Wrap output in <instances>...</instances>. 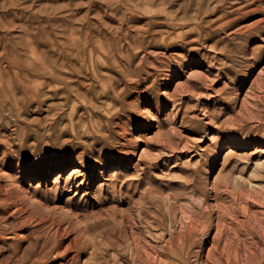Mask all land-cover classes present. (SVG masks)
<instances>
[{
  "label": "rangeland",
  "instance_id": "1",
  "mask_svg": "<svg viewBox=\"0 0 264 264\" xmlns=\"http://www.w3.org/2000/svg\"><path fill=\"white\" fill-rule=\"evenodd\" d=\"M150 262L264 264V0H0V264Z\"/></svg>",
  "mask_w": 264,
  "mask_h": 264
},
{
  "label": "bare ground",
  "instance_id": "2",
  "mask_svg": "<svg viewBox=\"0 0 264 264\" xmlns=\"http://www.w3.org/2000/svg\"><path fill=\"white\" fill-rule=\"evenodd\" d=\"M193 73H195V72H193ZM192 76H194V75H192ZM189 77V76H188ZM195 77V76H194ZM144 154H145V152L144 151H142ZM147 153V152H146ZM147 155V154H146ZM261 164V163H260ZM262 165V164H261ZM72 170H74V171H72V173H71V176L70 177H74V178H76V175H78V173H79V169H72ZM221 172V171H220ZM220 175V174H219ZM218 175V176H219ZM217 176V177H218ZM38 187H36V188H34V190L36 191V189H37ZM38 190V189H37ZM180 220V219H179ZM216 224H217V222H216ZM218 225V224H217ZM218 226H221V225H218ZM217 227V226H216ZM188 228V227H187ZM219 229V228H218ZM179 231V230H178ZM188 231V230H187ZM183 233V232H182ZM181 233V236L183 235ZM190 234V233H189ZM192 234V233H191ZM219 234V233H218ZM184 236V235H183ZM218 241H220L219 239H217ZM213 246H215V244L213 245ZM215 247H217V246H215ZM171 248V247H170ZM211 249V248H210ZM210 251V250H209ZM209 256H210V254H209ZM150 257V256H149ZM155 260H157V259H155ZM160 260V259H159ZM150 261V260H149ZM148 261V262H149ZM168 261V260H167ZM156 262V261H155ZM155 262H153V263H155ZM212 262V261H211ZM151 263V262H150ZM149 263V264H150ZM159 263V262H158ZM207 263V262H206ZM152 264V263H151Z\"/></svg>",
  "mask_w": 264,
  "mask_h": 264
}]
</instances>
